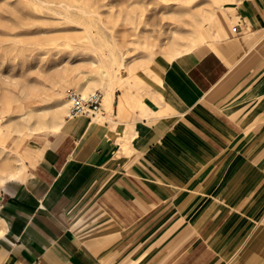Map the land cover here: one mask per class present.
I'll list each match as a JSON object with an SVG mask.
<instances>
[{"label": "crops", "instance_id": "obj_1", "mask_svg": "<svg viewBox=\"0 0 264 264\" xmlns=\"http://www.w3.org/2000/svg\"><path fill=\"white\" fill-rule=\"evenodd\" d=\"M241 3L140 100L43 136L1 186L0 264H264V0Z\"/></svg>", "mask_w": 264, "mask_h": 264}, {"label": "rangeland", "instance_id": "obj_2", "mask_svg": "<svg viewBox=\"0 0 264 264\" xmlns=\"http://www.w3.org/2000/svg\"><path fill=\"white\" fill-rule=\"evenodd\" d=\"M245 1L0 0V178L23 170L54 120L67 118L69 91L103 96L110 85L140 100L162 84L176 49L219 37Z\"/></svg>", "mask_w": 264, "mask_h": 264}, {"label": "built area", "instance_id": "obj_3", "mask_svg": "<svg viewBox=\"0 0 264 264\" xmlns=\"http://www.w3.org/2000/svg\"><path fill=\"white\" fill-rule=\"evenodd\" d=\"M102 93L99 90H93L87 95H82L76 91L67 93V118L73 117H95L101 110Z\"/></svg>", "mask_w": 264, "mask_h": 264}, {"label": "bare ground", "instance_id": "obj_4", "mask_svg": "<svg viewBox=\"0 0 264 264\" xmlns=\"http://www.w3.org/2000/svg\"><path fill=\"white\" fill-rule=\"evenodd\" d=\"M198 21H200V19ZM194 34H195V32H194ZM175 52L177 54V53H181L183 51H180V50L176 49ZM97 67H98V65H97ZM100 67L104 68L103 72H105V73H107V75H109L108 67L103 66L102 64H100ZM100 67L98 68V70L100 69ZM119 67L120 68H127L126 64L124 63V61H121L119 63ZM101 82H105V81L103 79H101ZM132 84L133 83H131V82L129 83V85H132ZM79 90H80V92H82L84 94V93L87 92L88 89L86 88V86H81V88H79ZM102 90H103V98H102L101 110L97 113V114H101V115H102V110L103 109L105 111L111 110L113 99H114L113 89H112V87L110 85H105ZM56 113H57V111L54 112V114H56ZM64 122H65V118L55 119L53 124L50 127L53 130H58L61 126H63ZM18 174H16L15 172H9L8 175L6 176V178L16 177ZM3 182H4V177H1L0 178V183H3Z\"/></svg>", "mask_w": 264, "mask_h": 264}]
</instances>
